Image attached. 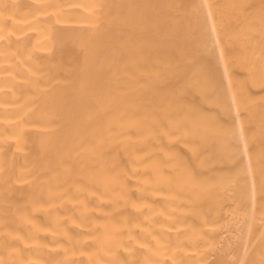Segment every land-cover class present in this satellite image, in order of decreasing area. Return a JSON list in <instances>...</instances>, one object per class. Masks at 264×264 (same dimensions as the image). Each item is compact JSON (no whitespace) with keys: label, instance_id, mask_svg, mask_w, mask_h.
<instances>
[{"label":"bare ground","instance_id":"6f19581e","mask_svg":"<svg viewBox=\"0 0 264 264\" xmlns=\"http://www.w3.org/2000/svg\"><path fill=\"white\" fill-rule=\"evenodd\" d=\"M0 264H264V0H0Z\"/></svg>","mask_w":264,"mask_h":264}]
</instances>
